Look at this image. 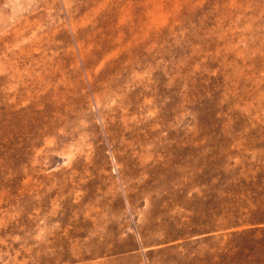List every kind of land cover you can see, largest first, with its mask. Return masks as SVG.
Instances as JSON below:
<instances>
[{
	"label": "rangeland",
	"instance_id": "obj_1",
	"mask_svg": "<svg viewBox=\"0 0 264 264\" xmlns=\"http://www.w3.org/2000/svg\"><path fill=\"white\" fill-rule=\"evenodd\" d=\"M0 264H264V0H0Z\"/></svg>",
	"mask_w": 264,
	"mask_h": 264
}]
</instances>
